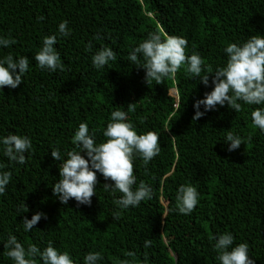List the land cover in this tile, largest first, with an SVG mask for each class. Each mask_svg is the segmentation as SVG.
<instances>
[{
  "label": "trees",
  "instance_id": "16d2710c",
  "mask_svg": "<svg viewBox=\"0 0 264 264\" xmlns=\"http://www.w3.org/2000/svg\"><path fill=\"white\" fill-rule=\"evenodd\" d=\"M63 21L66 37L59 32ZM151 33L186 39V54L198 53L204 61L201 76L212 70L209 85L187 73L186 65L174 78L148 85L139 67L143 58L136 65L128 56ZM52 35L64 71L41 69L34 59ZM252 35L264 36V0H0V37L15 40L0 46V59L29 58L23 83L0 89V172L12 174L0 195V264H15L5 255L9 235L25 249L34 244L43 251L51 242L74 264H84L89 252L101 253L97 264H220L215 238L225 233L234 237L233 247L248 245L254 264H264V131L251 116L264 103L238 101L240 112L217 105L193 121L195 101L213 90L214 72L226 66V46L242 45ZM103 47L117 59L97 69L92 56ZM129 103L136 105L128 122L137 134L159 137V155L147 165L139 154L133 159V189L144 181L152 199L120 209L114 201L121 193L105 191L103 185L113 182L97 172L90 206L74 199L62 204L52 187L67 152L76 148L79 124L87 123L97 144L105 142L111 112L127 111ZM229 131L244 141L231 152ZM9 134L31 140L24 164L4 155L2 139ZM55 149L59 161L51 156ZM81 155L87 159L86 152ZM181 185L199 193L188 215L177 209ZM116 211L120 219L113 218ZM37 212L47 219L25 231L24 218ZM146 240L152 242L147 248ZM130 251L135 257L126 255ZM33 259L43 264L39 255Z\"/></svg>",
  "mask_w": 264,
  "mask_h": 264
},
{
  "label": "clouds",
  "instance_id": "9594fccd",
  "mask_svg": "<svg viewBox=\"0 0 264 264\" xmlns=\"http://www.w3.org/2000/svg\"><path fill=\"white\" fill-rule=\"evenodd\" d=\"M38 19L42 20L43 17ZM59 32L65 37L70 34L67 21L59 24ZM56 41L55 35L44 37L43 45L34 57L41 69L46 68L52 72L57 69L64 71L65 65L54 48ZM14 43L15 40L0 37V46L9 47ZM187 43L183 37L166 35L162 38L159 33H151L129 54L128 59L140 65L139 57L143 58L144 63L139 67L145 69V82L148 85L153 80L156 84H162L165 78H174L181 66L186 65L187 73L199 77L200 82L208 86L209 74H213L212 70L209 68V74L201 76L204 61L198 53L190 56L186 54ZM91 47L89 43L88 48ZM225 52L228 57L226 66L214 72L213 90L206 92L203 99L195 101L193 121L200 119L207 111L214 110L217 105L224 106L227 103L231 109L240 112L241 103L238 101H243L247 105L264 103V36L252 35L242 45L229 43ZM116 59V54L111 48L103 47L92 56V64L100 69L109 61ZM28 68L29 58L26 56L14 59L9 54L0 59V89L5 86L17 88L23 83V76ZM201 106L204 107V112L200 111ZM135 107V103H129L127 111L117 108L111 112L110 120L103 131L106 141L99 144L95 142V133H90L87 123L79 124L72 138L76 148L67 152V158L59 166V180L52 187L53 195L58 197L62 204L74 199L78 205L90 206L98 183L97 172L101 173L105 180L113 182L103 185L105 191L121 193L120 198L114 201L120 209L136 207L141 201L152 199V188L144 181H140L139 186L133 189V185L136 184L133 159L139 154L147 165L159 155L161 147L155 132L149 131L138 135L133 124L128 122V113L134 112ZM251 116L253 124L264 131V108H256ZM226 141L230 142L229 152L244 144L242 138L231 131L227 133ZM2 144L4 155L10 161L19 164L26 162L25 153L32 148V142L28 137L15 134L4 137ZM81 152H86L87 159L81 155ZM51 156L57 161L61 159L58 149L52 150ZM11 176V172H0V195L5 193ZM198 196L199 193L194 186L181 185L176 195L179 213L191 214L198 204ZM120 216V211L113 213L114 219H120ZM42 217L47 219L46 214L42 212H37L31 219L25 217L22 222L25 231H31ZM215 239L214 248L218 252L217 259L220 264H254V260L248 255L246 243L233 247L234 237L230 233L219 235ZM151 243L150 240H146L144 246L147 248ZM4 248L7 249L5 255L15 264H35L33 258L37 255L40 256L43 264H74L67 251L59 252L51 242L43 251L34 244L25 249L17 241L16 236L9 235ZM126 255L135 257V253L131 251ZM100 259H102L100 252H89L84 258V264H97ZM119 264H134V261L125 259Z\"/></svg>",
  "mask_w": 264,
  "mask_h": 264
}]
</instances>
